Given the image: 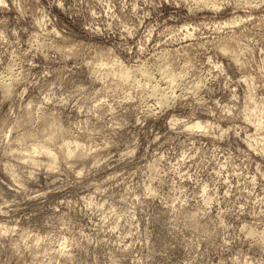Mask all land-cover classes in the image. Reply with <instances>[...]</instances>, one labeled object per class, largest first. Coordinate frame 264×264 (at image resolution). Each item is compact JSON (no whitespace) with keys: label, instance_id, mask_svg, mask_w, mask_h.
<instances>
[{"label":"clouds","instance_id":"1","mask_svg":"<svg viewBox=\"0 0 264 264\" xmlns=\"http://www.w3.org/2000/svg\"><path fill=\"white\" fill-rule=\"evenodd\" d=\"M10 213L0 264H264V0H0Z\"/></svg>","mask_w":264,"mask_h":264},{"label":"rangeland","instance_id":"2","mask_svg":"<svg viewBox=\"0 0 264 264\" xmlns=\"http://www.w3.org/2000/svg\"><path fill=\"white\" fill-rule=\"evenodd\" d=\"M91 157L88 158V160H90ZM88 160H85V163L88 162ZM29 188H32L33 191L37 190L36 186L34 184L32 185H28ZM3 190H4V194H5V198L8 199L10 196H16L17 193L14 192L13 187H10L8 185V182H5V184L3 185ZM41 191L45 190L43 188L39 189ZM52 195H59V193H49V196L51 197ZM26 203H35V201H26ZM105 208H107V205H105ZM11 213L9 214V217H4V216H0V223H4L7 219H9L11 217ZM137 219H139V217H137ZM23 223V221L21 222ZM11 226V225H10ZM44 235V234H42ZM127 242H131V237H129V240Z\"/></svg>","mask_w":264,"mask_h":264}]
</instances>
